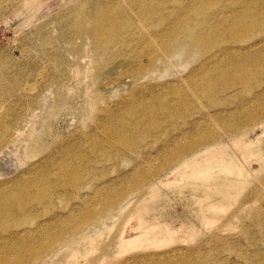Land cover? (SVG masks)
Wrapping results in <instances>:
<instances>
[{
	"label": "rangeland",
	"instance_id": "374dc122",
	"mask_svg": "<svg viewBox=\"0 0 264 264\" xmlns=\"http://www.w3.org/2000/svg\"><path fill=\"white\" fill-rule=\"evenodd\" d=\"M99 10L118 28L96 48ZM186 13L179 0H0V162L11 160L0 198L25 200L0 234L38 230L40 255L25 264H264V117L246 113L264 111V96L214 107L166 96L201 70L199 57L151 65L123 44ZM187 144L197 150L183 158ZM205 144L224 147L232 168L217 154L204 173L184 168Z\"/></svg>",
	"mask_w": 264,
	"mask_h": 264
},
{
	"label": "bare ground",
	"instance_id": "6f19581e",
	"mask_svg": "<svg viewBox=\"0 0 264 264\" xmlns=\"http://www.w3.org/2000/svg\"><path fill=\"white\" fill-rule=\"evenodd\" d=\"M162 1L159 0V3L162 4ZM168 1L164 0V4L166 5ZM179 4L187 11L185 15L190 14L191 17H177L175 20L167 18L172 22L170 26L165 23L166 25L162 26L161 30L149 29L148 36L140 35L141 37L126 40L123 43L124 46L128 45L129 49L132 47L130 51L137 53L135 59L142 61L143 58H148L151 65L158 58L167 61L176 53L181 54L186 59L192 56L199 57L201 70L193 74L188 83L186 80L185 87L173 88L172 94L166 93V96L191 94L206 98L211 101L210 106L214 107L215 104L232 100V97L240 92H251L253 97L248 98L247 103L254 106L256 101L264 96V92H261V87L264 86V65L260 67V63L264 62V58L261 56L264 49L258 51L257 48H254L259 43L264 42V0H179ZM78 11L85 15L90 13V11L85 12L81 7L78 8ZM138 12L146 15L144 10ZM103 13L105 12L99 10L90 15V18L93 15L94 18L96 17L95 21L94 18L92 20L91 28L94 30L96 48L106 45L101 38L106 28L112 35L118 28L116 22L108 24L111 17L101 15ZM117 19L119 20V17ZM148 19L149 17H143L146 22L145 27L150 24L147 23ZM176 23L181 25L176 26ZM131 27L133 26H130L129 29ZM141 46H143L142 51L136 52L134 48ZM204 59L205 62L210 61L213 66L205 68L207 63L204 62ZM151 88L146 87L145 90L149 91ZM221 95L224 97L220 98ZM246 113L247 118L251 120L250 122L257 120L256 118L259 116L264 117L263 110L262 112H249L247 110ZM204 146L207 149L205 154L191 157L184 168L204 173L208 165L207 160L210 157H215L216 154L220 161L223 160L221 163L224 167L232 168L231 160L225 159V157L219 158L225 151L224 147L218 152L209 149V144ZM185 148L183 158L197 150L194 148V144H187ZM241 151L246 155L250 153L247 147ZM7 160L11 163L10 159ZM3 163L6 164L7 162L5 163L4 160L1 164ZM38 195L39 199L46 198V195L42 193ZM15 201L22 209L25 206L23 193L12 199L9 197L0 198V228L6 227L7 221L18 215V212L15 211V205L12 203ZM115 201L109 200L106 207L115 205ZM123 207L124 205H122ZM92 218L97 220L100 218V214L93 215ZM20 223L26 222L20 221ZM37 231L16 232L9 228L6 229L5 235L0 234V241L14 240L10 246L13 249H0V264H25L30 260L38 259L40 252H38L39 245L37 244L40 242L41 236L35 234ZM145 235V232L139 231L133 240H127L129 247L126 250L139 247V243ZM15 244L17 246H14ZM260 261H264V254L260 255Z\"/></svg>",
	"mask_w": 264,
	"mask_h": 264
}]
</instances>
